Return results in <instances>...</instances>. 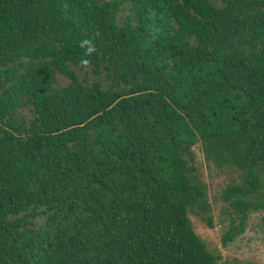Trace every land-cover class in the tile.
<instances>
[{
  "label": "trees",
  "instance_id": "obj_1",
  "mask_svg": "<svg viewBox=\"0 0 264 264\" xmlns=\"http://www.w3.org/2000/svg\"><path fill=\"white\" fill-rule=\"evenodd\" d=\"M195 146L264 229V0H0V264H219Z\"/></svg>",
  "mask_w": 264,
  "mask_h": 264
},
{
  "label": "rangeland",
  "instance_id": "obj_2",
  "mask_svg": "<svg viewBox=\"0 0 264 264\" xmlns=\"http://www.w3.org/2000/svg\"><path fill=\"white\" fill-rule=\"evenodd\" d=\"M194 151L198 171L207 185L214 223V226L210 228L199 217L189 214L196 234L204 240L209 251L219 255V264H245L247 262L264 264V229L259 224L261 212L252 213L245 231L226 246L222 245L221 236L227 221L221 214L225 203L220 194L228 178L224 172L204 161L199 146H195Z\"/></svg>",
  "mask_w": 264,
  "mask_h": 264
},
{
  "label": "clouds",
  "instance_id": "obj_3",
  "mask_svg": "<svg viewBox=\"0 0 264 264\" xmlns=\"http://www.w3.org/2000/svg\"><path fill=\"white\" fill-rule=\"evenodd\" d=\"M79 46L85 50V54L81 58L80 63L82 66L87 68L91 64V60L88 57H90L93 53L97 52L94 39L85 38L80 41Z\"/></svg>",
  "mask_w": 264,
  "mask_h": 264
}]
</instances>
